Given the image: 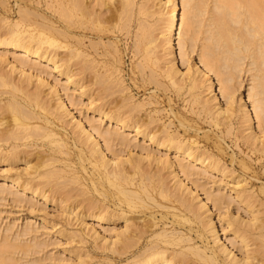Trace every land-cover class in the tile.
<instances>
[{"label": "bare ground", "instance_id": "1", "mask_svg": "<svg viewBox=\"0 0 264 264\" xmlns=\"http://www.w3.org/2000/svg\"><path fill=\"white\" fill-rule=\"evenodd\" d=\"M198 1L199 0H183L182 4L185 8L180 17V5L174 0L167 27V36L164 39L166 40L167 45L165 48L168 51V55H174L172 40L174 30L178 25L180 28L179 44L185 54H187L188 41L190 40V42H192L195 39V32L201 34V30H204L199 28V26H204L206 23H202L201 25L200 23L195 24L197 19L195 20L194 17H198V15L205 14L206 12L210 15L208 12L211 11H207V9L210 10V8H208V3L206 4L205 0L199 1L201 5H203V3L206 4L203 5L204 8L201 6L199 9ZM132 2L133 0H50L47 1L46 8L40 0H0V100L2 99L1 96L6 93L10 96L2 106H0L5 110H9L11 113L8 124L5 128L3 127L4 129L0 128L2 129L0 130V160L3 159L13 162L12 160L18 159L20 153H23V150H25H18L21 145H36L42 148V150L39 151L41 155L39 154L40 158H38L39 161L37 160L38 163L36 162V165L31 166L33 163L28 162L26 168H22L23 171H20L22 169H18L15 173H10L8 175L9 171L7 175H4L3 180L7 178L17 184V187H19L18 185H20V187L22 186L24 189L23 191L29 190L34 196H41L40 198L45 201H53L54 192H56L61 185L65 186L68 184V182L73 183L72 186L75 185L74 183L80 184V186L82 185V188L79 189L83 190H79L77 184L73 186V188L78 189L76 194L77 192L82 194L84 189V194L86 195L89 194V192H87L88 190L92 192V194L95 193L96 197L94 196L91 201L88 199V201L86 200L89 195L85 198L82 197L84 200L81 198L83 203L85 202V204H81L83 210L87 206L86 211L90 210V217L96 218L95 221H97V223H110L118 217L126 221L124 229L118 231L115 238L107 239L105 236H102V239L105 237L104 240H108H105L106 245H108V243L111 244L109 247L107 246L104 248H109L111 251L118 250L119 248L122 253L125 251L123 250L124 248L126 250L128 249L127 247L129 246L127 245H129L130 242L134 243L136 240L137 242L141 240L140 238V240L136 239L137 237L140 236L142 238L146 236V234H150V237L148 236L149 241H146L147 245L142 249L143 251H140L141 253L138 252L139 254L136 255L133 250V254L135 255L133 256L134 258L130 257L131 260H129V258L126 259L127 262H123L122 264H182V259L184 255L186 256V251L194 254L199 260V263L201 262L202 264H264V256L259 257L257 255L259 253L261 254L263 249L260 250L261 252L259 249L264 246L260 248L258 246V250L257 247L254 246L256 248L254 249L255 251L253 247H251L252 245L250 246V227H246L244 223L246 222L247 226L252 224H248L246 220H244L245 222L242 224L243 220H241L240 223L238 219H232L234 217L230 216L231 218L229 217L230 219L226 221L228 222L227 227L231 228L232 233L230 235L226 234L225 240L221 241L222 236L219 234L217 225L210 213L213 210L208 204L211 201L215 207H223L224 204L227 203L225 202L226 199L224 198V194L220 195L222 193H219L218 195L216 194V196L211 194L214 197L207 195V199L205 198L206 200L203 201L201 198L200 200L202 203L198 204V202L194 201L196 196L199 197L198 191L195 190L197 186L195 185L194 188L188 186L180 176L181 171L185 175L189 173L193 174L194 172L198 173L192 165L193 163H199L205 168L217 167L222 159L221 155L226 149L224 146L225 136L220 133L216 134L217 131L214 133L216 134V141H214V143L219 151L218 154L211 150V152L208 150L202 151L203 149L200 150L202 147L199 148L198 146V144H200V138L197 136L199 135V130H203L201 129V125L197 124L195 126V123L191 124L190 121H187L188 119H185L180 114L178 115L173 108L171 98L169 99L170 104L168 103V105H170V107L168 106L170 115H168L172 117V120H170L172 123L171 125L175 124L174 119L176 118L179 121V126L183 128L182 130H184V132L182 131L183 133L181 134L179 129L173 132L171 131L173 128L170 129L169 124V127H166L167 125L163 126L162 123V127H165V129L163 128L164 130L162 132L164 134L161 135L160 130L156 129L157 127L155 129L151 127V124H154L157 118H153L151 110H149L147 114L150 118L152 116L153 119L149 117V119L143 118V115L140 116L137 113L140 110V112L143 113L142 109L146 107L147 102L145 103L143 100L138 101L139 99L136 101L135 99L137 97L134 99L133 97L135 96L125 92V90H128V86L123 72L124 66H122L124 61L122 60L123 48L120 47L119 42L122 40L121 33L128 30V27H130L129 22L132 17L131 9L133 8ZM205 6L207 8H205ZM217 6L219 11H217L216 15L215 12L211 14V22L208 23L211 25V29L209 28L210 32L206 35L208 44L206 45L207 48H205L207 50L205 49V51L203 49L200 53L201 62L206 70L200 71V68L197 67L195 75L190 74L189 77L190 87L196 90L194 95L196 99H193V101L195 100L194 102L198 104L197 108L200 116L198 118L204 123L208 121L210 124H213L215 128H218L216 126L221 127V125L224 126L225 124H229L231 120H234L232 119L234 118L232 117L234 115V107H232L234 106V97L236 91L241 86L240 84H242L238 78H241V74L244 71H250L248 73H250L252 83H250L248 88L250 93L249 97L252 98L255 116L257 117L259 126L264 130V0H218ZM205 19L207 20L208 18L206 17ZM234 24L237 25L235 26ZM194 26L198 27L200 30L197 31L198 28L195 29ZM146 33V29L138 33L134 41L135 44H133L134 46L132 45L133 49L131 48L135 57L136 55L141 57L140 59L137 57L139 59L138 63L135 62L137 64L134 63L135 66H137L136 68L144 74L143 77L141 73H139V75L146 81L147 79L145 77L147 74L145 75V68H149L150 66L151 69H149L151 74L148 73V76L150 74V78L154 79L153 81L157 80L156 83H159L161 85L160 87H168L167 82L164 81L165 78L170 79L172 85L177 84V77L180 78L182 73H180L177 66H175L173 61L174 57L168 60V66L162 73L157 72L154 65L156 66L159 64L160 55L158 56V52L156 53L155 49H152L150 46L152 39H147ZM197 34L195 36L198 40L199 35ZM196 39L194 41L197 43ZM124 44L126 45V43ZM128 48L129 47L125 46V49L128 50ZM60 49L63 50L60 51ZM134 56L132 57L134 58ZM218 60L219 62L222 61V65L217 66ZM45 66H48V69H50L52 73L64 74L65 84L75 83V85L78 86L75 90L80 95H84L88 91H93L90 93L88 92L91 103V107L89 106V108L92 113H97L100 117L106 118L109 124L112 126L115 125V129L117 128L116 130L119 128L120 131L124 132L123 136L127 133V138L133 136L136 138V141L139 137V141L141 140L143 143L141 144L142 146L140 145V149H142V147H144L143 149H147L148 146H153L154 149L151 147L153 151H150L151 149L149 148L144 150L147 151L146 154L142 153L135 156L130 154V156L121 157L115 155L117 154L115 153L113 154L114 156L109 157L108 151L112 150V153L114 152V148L112 149L114 141L118 143V141H126L127 138L120 139L122 132L119 134L118 131L116 132L111 128L102 130V124L98 123V125L97 123H93L95 122L92 121L94 119L85 118L86 120H84L82 117L76 116L65 100L64 93L61 91L62 89L56 85L57 83H51L42 74L44 70H48ZM136 68L134 67L131 69L132 74L135 73V75L128 74L131 75L130 77L134 82L136 81L132 77H137ZM211 70L217 73L221 82L222 97L226 100L225 107L221 105V101H218L215 95V97H213L215 99L214 102L217 101L216 103L213 102L214 104L209 97L206 99L203 95L204 99L202 98L203 90H200L201 85L196 73L200 75L201 72L204 71L203 74L204 76L207 75V84L209 85L207 88L212 90L214 88V82L209 75V71ZM147 71L149 72V70ZM15 75H18L19 78L16 79ZM161 77L164 78V80L161 79ZM150 81L153 83L152 80ZM148 82L149 81L143 83L147 85ZM31 83H36L35 89L31 92H26V85ZM144 84L142 85L144 86ZM115 85L119 86L115 87ZM47 86L52 97H55V101H52L50 97L43 94ZM113 87L116 88V90L120 87L119 90L121 93H124V97H122L121 94L117 95L116 93L119 94L120 92H116ZM144 87L146 88V86ZM93 93L96 94L95 97L92 96L95 95ZM112 94H116L118 96L116 98H120L121 96L120 100L112 98ZM154 94H156L155 91ZM107 96L111 97L108 100L104 99ZM150 96L151 95L148 97ZM101 98L104 99L103 102L97 104L96 102L98 101L96 100H101ZM151 99L154 100L156 98ZM125 100L126 102H124ZM94 101L97 105L92 106ZM153 103L158 104V100H154V102L150 100L147 105ZM106 104L108 105L107 107ZM150 109H153V107ZM239 111L243 113V116L241 115L243 121L245 123L247 122L246 130L247 128L251 129V133L249 134L250 137H246L249 140H246L247 142L245 143L249 146L251 145L250 138L252 137V140L255 139L252 118L249 110L241 107ZM66 116L71 117V128L67 121L68 119L66 120L65 118ZM1 123L0 121V124ZM231 124L232 123L228 126L231 127ZM176 125L178 124L176 123ZM177 128L179 127L177 126ZM208 131L210 132L209 129ZM208 131L206 129L205 136L202 135L205 138L207 137V139L209 137ZM13 140H15V142ZM16 141H19V143ZM128 142L129 141H127V143ZM7 143L9 144L10 150L6 148L8 152H5L4 148L8 146ZM125 144L126 143H124V145ZM27 152L26 150L25 153ZM171 153H174L173 157H176V159L172 158ZM28 154L29 153L25 154L27 158L29 156ZM179 157L181 159H179ZM186 161H189V164ZM25 162L27 163V161ZM190 162H192L191 166ZM191 167L194 168V171ZM165 169L169 171L168 174L171 172L170 175L172 176L170 177L175 178L173 185H170L169 177L164 175L165 173L163 171ZM62 180L63 184H59L58 187L59 181ZM64 182H66V184ZM55 185L57 188H55ZM68 185L66 186H71ZM1 187L0 192L2 193L5 185L3 188ZM260 187L262 188L261 190H264V182ZM70 188L72 189V187ZM75 189H73L72 192ZM5 190L8 194L13 191L9 189V192L6 187L4 188V192ZM59 190H61V193L65 192L63 191V187ZM66 191H68V193L65 192L66 196L68 194V197H66L64 193V199H62V201L70 198V189ZM240 191L238 190L236 192L238 193ZM1 193L0 198L2 197ZM92 194L90 193V195ZM3 196H5V194ZM70 199H72V197ZM77 205L75 203L76 207ZM162 208L166 210L163 209L165 211H162ZM157 212L161 217L159 216V218H157ZM71 213L72 209L69 214ZM137 213H145L147 215L149 213L150 218L148 219L150 220L147 219L148 223L146 220H142V222H146V224L141 226L140 224L142 222L137 221L140 223L136 228L135 224L138 223L133 224L131 219L134 218H132V214L135 216ZM170 215L171 221L169 222L171 224L166 222V220H169ZM160 220L161 223L163 220V225L160 224ZM134 222H136V218ZM85 224L88 225V222H85ZM131 225H133L135 229L132 228ZM86 226L85 228H87ZM195 226L196 228L198 227V229L196 230L195 228L197 232H193L198 233L200 239H202L201 241H203V247L196 245V243L192 241L194 237H191L190 232ZM88 227L89 230L94 231L91 233L92 236L95 235V237L99 239L101 234L95 225ZM182 228H187L188 231ZM88 233L86 235H88ZM133 234L134 236L137 234V236L133 238V240L135 239L134 241L131 240L134 236H130ZM95 237H93L94 241ZM84 239L86 240L87 238L84 237ZM226 239L228 242H226ZM120 241H122V243ZM237 242L242 244L240 245L241 247L245 248V255L242 257L237 253ZM38 243L41 244V241ZM38 243L31 246L27 245L28 248L30 247V250H32L30 252H33L35 247H42ZM138 245L140 244L138 243ZM4 246L8 247V245ZM14 246L23 247V245L20 246V244H10V247L14 248ZM134 246L132 244V247ZM177 246L179 248H176ZM249 246L252 248V251L256 252L257 250V252L252 253ZM10 247H3L4 252H7L8 249V251H10ZM121 247L123 248L121 249ZM135 248L137 249V246ZM21 249L25 251V248ZM15 250L17 251L16 248ZM18 250L20 251V249ZM129 250L131 249L129 248ZM34 251L37 252V249ZM124 253H122V255ZM3 255L4 253L1 254L4 263L0 260V264H8V259H5L6 255L5 257Z\"/></svg>", "mask_w": 264, "mask_h": 264}, {"label": "rangeland", "instance_id": "2", "mask_svg": "<svg viewBox=\"0 0 264 264\" xmlns=\"http://www.w3.org/2000/svg\"><path fill=\"white\" fill-rule=\"evenodd\" d=\"M40 1L43 3L44 7L47 8V1H50V0H40ZM176 1L180 5V8H181L180 9L181 10L180 11V17H181L182 13L184 11V8H185L184 5L182 4L183 0H176ZM199 1L201 2V0H199ZM199 1H198V8L199 7L201 8V6H202V8H204L203 5H206L208 3L207 5H208V8H210V10L207 9V11H211V12H208L210 14V15H208L207 12L205 11L206 9H205L204 11L206 13L203 11L205 14H200V15L196 14V15H198V17H196V16L194 17L195 20L197 19L195 24L200 23V25H201L202 23H206V25H204V26L202 25L203 27L202 26L200 27L198 25L199 28H202L204 30H201V32H200L201 34H199V33L197 34V32H195L196 31L195 29L198 27L194 26L195 29H193V30H195V31H193V32H195L197 35H199V37L197 36L198 37V40H197L196 36H195L196 34L195 33H194L195 35L193 34L194 38L197 40V43H196V41H194L195 40L194 39L193 40L194 42L192 41L194 43V45H193V43L190 42V40H189L188 41L189 43H187V47H188L187 52H186L187 54H185L183 52V49L181 48V45L179 44V41H180L179 30H180V28L178 25V27L174 30V34H173L174 36H173V40H172L173 46H174V55L170 56V55H168V53H167L168 51L165 48L167 44H166V40H164V39L167 36L166 35L168 32L167 27H168L170 12H171V8H172V5L174 3V0H133V2H132L133 8L131 7L132 8L131 9L132 10V12H131L132 17L130 18V22H129L130 27H128V30H125L121 33V37H122L121 41L122 42L121 41L119 42L120 47L123 48V49L121 48L123 50L122 51V56H123L122 60H124L123 64H122V66H124L123 72H124V75L126 78V84L128 86V90L130 88L129 91L125 90V92L135 96V97H133L134 99L137 97L135 99L136 101H137V99H139L138 101L143 100L145 103L146 102L148 103L150 100L153 102H154V100H158V104H156L157 102L150 104V105H147V103H146V107L144 109H142L143 113L140 112L141 110L137 113L140 116L143 115V118L147 119L149 117L147 113L149 112V110H151L152 111L151 115H153V118L157 117L155 119V122L153 121L154 124L153 123L151 124V127H154V129L157 127L156 129L160 130L161 135L164 134L162 131L165 129V127H162V123H163V126L167 125L166 127L170 126V129L173 128L171 130L173 132L177 129H179L181 131V134L184 132V130H182L183 128H181L179 126V123H178L179 121L176 118L175 119L173 118L175 124L171 125L172 123L170 120H172V117L169 116L170 114H169V110H168L170 107V105H168V103L170 104L169 99L171 98L173 108H174V110H176L178 115L180 114L185 119H188L187 121L188 122L190 121L191 124L195 123L194 124L195 126L197 124L201 125V129H203V130H201L202 132L199 130V135L197 136L200 138V139L198 138L200 141V144H198V146H199V148L202 147V148H200V150H202V149H203L202 151H206V150L210 151L211 150L214 153L218 154L219 151L217 149V146L214 143V141H216V139H215L216 134L220 133V134H223L225 136L224 146L226 147V149L221 155L222 161L220 160V163L218 165L219 167L215 166L214 168H205L203 165H200L199 163H193L192 164V162H190V166L192 164L194 166V168L196 169V172H198V173L194 172L195 174L189 173V174L185 175L181 171L180 176H181V178H183V180L185 181V183H187L188 186H190L192 188H194L195 185L197 186V188L195 187V190L198 191L197 193H199V197L196 196L194 198V201L198 202V204L202 203V201L200 200L201 198L203 201L206 200L207 199L206 197H208L207 195L214 197L213 195L216 196V194L218 195L219 193H222L220 195L224 194V198L227 200V201L225 200V202H227L228 205H227V203H225L226 205L224 204L223 207L217 208L213 205V202H211L210 200H209L210 202L208 204L209 207H211V209L213 210L210 213L212 214V218L214 219V221L217 225V228L219 230V234L222 236L221 241L225 240L226 234L230 235L232 233L231 228L227 227L228 222L226 220L230 219L231 217H234L232 219L236 218V220L238 219L239 222L241 220H243L242 224H243V222H245L244 220H246L248 222V224H250V223L252 224L250 226L249 225L247 226L246 225L247 223L246 222L244 223L246 227H248V228L250 227L249 228L250 229V231H249L250 235L251 236L253 235L252 237L249 235V237H250L249 240L251 239V241H249V242H251L250 246L252 245L251 247H253V250L256 249L255 247H257V250H258L260 247L264 246V245H262V244H264L263 243L264 242V234H263V232H264V190H261L262 188L260 187L264 182V130H262V128L259 126V123L257 121V117L255 116V109H254L252 98L249 97L250 93H249L248 88L250 86V83H252L250 73H248L250 71H248V72L244 71L242 74L240 72L241 78H238V79H240V82H242V84H240L241 86L239 85L240 87L236 91V94L234 97V99H235L234 103H233L234 106H232V107H234V115L235 114L236 115L235 116L233 115L232 117H234V118H232V119H234V120L230 121V123L233 124V125L231 124L232 128L229 127L230 123L225 124L224 126L221 125V127L215 125L216 127H218V128H215L213 126V124H210L208 121H207V123H204L198 118V117H200L199 113H198L199 111L197 108L198 104H197V102L196 103L194 102L195 100L193 101V99H196L194 96L196 93L195 92L196 90L192 89L190 87L191 84H190L189 77H190V74L195 75V71H196L197 67L200 68V71L206 70L205 66L201 62L200 53H201V51H203V49L205 50L207 48L206 45L208 43L206 40V35L209 34L210 29H211V25L208 24L211 22V20H210L211 14H213L215 12V15H216L217 11H219L217 9L218 0H205L206 2L205 1L204 2L206 4L203 3V1H202L203 5H201L199 3ZM205 8H207V7L205 6ZM206 17L208 18L207 20L205 19ZM199 28L197 29V31L200 30ZM143 29H146V32L148 33V34L146 33L147 39L148 38L152 39L150 46L152 47V49H155L156 53L158 52L157 53L158 56L160 55L159 61H158L159 64H157L156 66L154 65V68L157 69V72L162 73V71L165 70V68H167V66H168V63H169L168 60L171 57H174L173 61L175 63V66H177L180 73H182L180 78L177 77V79H178L177 84L172 85L170 79L165 78V80H164V78L161 77V79H163L164 81L167 82L168 87L167 88L165 86L160 87L161 85L159 83H156L157 80L153 81L154 79L150 78V74H151L150 73L151 72L150 66H149L150 69L145 68L146 73L144 72L145 75L147 74L146 77L144 76L147 80L145 81L142 78L144 74H142L139 71V69L136 68L137 66H135V64L138 63V60L141 57H139L138 55H136V57H135L133 50H131V48L133 49V46H134L133 44H135L134 41L136 40L137 34L140 33ZM124 43H126V45ZM195 44H196V46H195ZM125 46L129 47L128 50L125 49ZM124 49H125V53H124ZM61 50H63V49H60V51ZM132 53H133V55H132ZM132 56H134V58ZM137 57H139V59ZM132 59L134 62L132 61ZM248 61H250V60H248ZM135 62H137V63H135ZM217 63H218L217 66L222 65V61L219 62V60H218ZM131 65L137 69L136 70V74H137L136 76L137 77H134V76L132 77L135 79L136 82L132 81V79L130 77L131 75H135V73L132 74L131 69H133L134 67H132ZM45 67H47V69H48V66H45ZM146 67H148V66H146ZM147 70H149V72ZM203 72H201L202 75L201 74L198 75V73H196V75L200 81V85H201L200 90H203L202 91V93H203L202 98H203V95L206 99L209 97V99H212L211 101L213 103L215 100L213 97L217 96L216 99H218V101H221V105L225 107L226 106V100H225V98L222 97V92H221V87H220L221 82L219 80V77L217 76V73L214 70L209 71V75L211 76V78L214 82V88L212 90H210L209 88H207L209 86L207 84L208 83L207 75L204 76ZM51 73H52L51 70L48 69V70H44V72L42 74L44 75L45 78H47V80H49L51 83H54V84L57 83L56 85L60 89H62L61 91H62V93H64L65 100L68 102V104L70 105V107L72 108V111L74 112V114L76 116L82 117L84 120H86L85 118L94 119V120H92V121H95L93 123L102 124V126H101L102 130H108L109 128H111V129L115 130L116 132L118 131V133L121 134L122 131H120L119 128H118V130H116L117 128L115 129V125L112 126L111 124H109V121L106 118L100 117V115H98L97 113H92L91 109L89 108V106L91 107V103L89 100L90 99L89 93L93 92V91H88L89 93L87 92L84 95H80L75 90V88L76 89L78 88V86H76L75 83L65 84V79H64L65 75L64 74L53 72L51 75ZM139 73L142 74L141 75L142 77L139 75ZM148 73H150L149 76H148ZM128 74H131V75H128ZM15 76H16V79L19 78L18 75H15ZM148 77L150 78V80L153 81V83L149 80ZM147 81H149L147 85L143 83V82L147 83ZM202 81H203V83H202ZM142 84H144V86H146V88ZM139 85H141V86H139ZM26 86L27 87L25 88V91L31 92L35 89L36 83H31V84L26 85ZM117 86H119V85H115V87H117ZM156 86H158V87H156ZM118 88L120 89V87H118ZM119 89H117V90H119ZM114 90H116V88H114ZM117 90H116V92H120V93L119 94L116 93V94L117 95L121 94V96L124 97L123 96L124 93L122 92L123 93L122 94L120 90L119 91H117ZM153 90L156 92L157 95L154 94ZM152 91H153V94H152ZM95 93L97 94L96 91H95ZM95 93H93V94H95ZM43 94L44 95L46 94L45 96H48L52 99V101H55V97L54 98L52 97L51 93L49 92L48 86L45 87ZM96 94L92 95V96L95 97ZM113 94L111 95V96H113L112 98L118 97L116 94L115 95H113ZM149 95H151V96L148 97ZM121 96H120V98H121ZM1 97H2V99L0 100V105L2 106V104L10 96L7 95V93H6ZM110 97L107 96L104 99L108 100ZM120 98H116V99L120 100ZM142 98H144V99H142ZM151 98H156V99L152 100ZM104 99L103 98H101V100L97 99L96 101H98V102H96V103L98 104L99 102H103ZM145 100H147V101H145ZM216 101L214 103H216ZM124 102H126V100ZM94 103H95V101H94ZM94 103L92 104V106L97 105L96 103L95 104ZM244 105L246 106V108ZM107 106L108 105L106 104V107ZM154 106H155V112H154ZM240 106L243 107L244 109L249 110V113L251 115L252 122H253V129L255 132L254 138L255 139L252 140L251 139L252 137L250 138L251 145H249V146H247L245 143L249 140L248 138L250 137L249 134L251 133V129L247 128V130H246V127H247L246 123L247 122L245 123L243 121V119L241 118V115L243 113H241V111H239L241 108ZM152 107H153V109H150ZM1 108H0V121L2 122L1 123L2 125L0 124V126H2V127H0V128L4 129L10 120L11 113L9 112V110H5L3 107H1ZM165 108H166V110H165ZM159 109H160V111H159ZM235 109H237V110H235ZM65 118H66V120L68 119L67 121H68L69 126L71 128V125H72V122H70L71 117L66 116ZM153 118L151 116L150 119H153ZM234 122H235V124H234ZM241 122H242V124H241ZM176 123L178 125H176ZM168 124H169V126H168ZM177 126L179 128H177ZM2 129H0V130H2ZM206 129H207V131H208V129L210 130V132L208 131L209 132L208 139H207V137L206 138L204 137ZM203 131H204V133H203ZM221 131H222V133H221ZM215 132H216V134H214ZM123 133L124 132H122V136L120 135V139H126L128 137L127 133L124 135L125 137L123 136ZM247 134H248V136H247ZM202 135H204V136H202ZM244 135H245V138H244ZM121 137H123V138H121ZM246 137H248V138H246ZM140 139H141V137H140ZM13 141L15 142V140H13ZM116 141H117V139H116ZM127 141H129V142L127 143ZM16 142L19 143V141H16ZM122 142L118 141V143H117L114 141V143L112 144L113 147L111 146L112 149L114 148L113 149L114 152L112 153V150H109L108 151V155H110L109 157L114 156L113 154H115V153H117L115 155H117V156L119 155L121 157L130 156V154L135 156V155H139L142 153L146 154L147 151H144V150H147L149 148L151 149V147L154 149L153 146H148L147 149H143L144 147H142V149H140V147L142 146L141 144H143V143L141 140L139 141V137H138L137 141H136V138L133 136L127 138L126 141H124V143H126L127 146H126V144L124 145V143L122 144ZM137 143L139 144V146ZM203 147L205 148V150ZM6 148L9 149V144L7 147L4 148L5 152L6 151L8 152V150ZM4 149H3V151H4ZM20 149H21V151H22V149H25V150H23V153L20 151L21 152V153L19 152L20 157L18 159L16 158L15 160H12L13 162L3 160V159L0 160V187L2 185L1 188H3L5 185V187L8 188L9 192H10L9 189L13 190V191L11 190L12 193L15 192L13 194L11 192H10V194H8V192L6 190L4 192L5 187L3 188V192H4L5 196H3L4 195L3 192L2 193L0 192L1 196H2L0 198V249H1L0 260L3 263H4V261H3V257H1V254L4 253L3 256L5 257V255H6L5 259H8V261H9L8 264L9 263L11 264L12 261H13L12 264H122L123 262H127L126 259H128V258H129V260H131L130 257L135 256L134 254L137 255V254H139L138 252L143 251L142 249H144L145 246L147 245L146 241H149L148 238L150 237V234H146V236H144L142 238L140 236L137 237L136 239H139V238L141 239V240L139 239L140 241H138V242L136 240L137 243L134 241L135 239L133 240V238H135V236H137V234L135 236H134V234L130 235V236H134V237H132V239L131 238L130 239L132 241H134L135 246H134V243L130 242L129 245H127V246H129V247H127L128 251L125 248L123 249L126 251V252L125 251L124 252L127 255L124 252H122V253H124L122 255L121 250H119V248H118V250L116 249L117 252H116V250H112L113 251L112 252L109 248H104L107 246L109 247L111 245L108 242H107L108 245H106L105 244L106 239L104 240V238L105 237L107 239L115 238L116 237L115 235L117 234V232L124 229V226H125L124 224H126L125 223L126 221H125V219L123 220V219H121V217L120 218L118 217L116 220H114L113 222H110V223L109 222L97 223V221H95L96 218L89 216L90 210L86 211L87 206H86V208H84L85 212H84L83 206H82L83 204H85V202L83 203L82 199L84 200V198L89 195L88 198H86V200L88 199L91 201L94 196L96 197V194L93 193L94 194L93 195L92 192H90L89 190L87 191V189H86V191L89 192V194L86 195V194H84V192H85V189H84V191H82L83 193L81 191H79L82 194L77 192V194H80V195H77L76 191L79 188H82V185L80 186V184L74 183L75 185L77 184V188H78V189L77 188L75 189V188H73V186H75V185L72 186L73 183H69L68 180H66V178H65V180L68 182L69 185L66 184V182H64V183L68 186L71 185L70 187H72V189L70 187H67L66 185H65L66 187L63 185H61L59 187V184H61L63 182V180L59 181L58 187H59V189H61V187H63V191H65L66 193H68V191H66V190L70 189L69 193H71V195L69 194L70 195L69 197L70 198L72 197V199L67 198L68 200L62 201V199H64L63 195L65 192H62L63 193L62 194L60 192L61 190L57 189L56 192H58V193L54 192L53 201H45L42 198H40L41 196L40 197L34 196L33 193H31V191H29V190L23 191L24 189L22 188V186L20 187V185H18L19 187H17V184L12 182L11 180H9L7 178L5 180H3L4 175H7V173L9 171L10 172L8 173V175L10 173H15L16 170H18V169L20 170L24 167L26 168V166L28 165V162L33 163V164H31V166L36 165L38 158H40L39 154L41 155V153H39V151L42 150V148H40L39 146L37 147L36 145L35 146L21 145V146H19L18 150H20ZM153 149H151L150 151H153ZM26 150L28 151L27 153H29L28 158H27V155L25 156V154H27V153H25ZM115 150H116V152H115ZM173 155H174V153H171L172 158L176 159V157H173ZM23 156L26 158H24ZM163 156H165V155H163ZM21 158H22V160H21ZM243 158H244V160H243ZM179 159H181V158L179 157ZM8 160H10V159H8ZM240 160H242L243 162ZM25 161H27V163ZM244 161L247 163H245ZM184 162H185V160H184ZM187 163L189 164V161ZM12 166H13V168H12ZM246 167H248V168H246ZM192 168L193 167H191V169ZM194 168L192 169L193 171H194ZM166 170L167 169H165L163 171L165 173L164 175L166 177H169L168 178L169 183H170V185H173V183L175 182V180H174L175 178L170 177V176H172V175H170L171 172L168 174L169 171H166ZM20 171H23V169ZM24 172H25V169H24ZM199 172H201V173H199ZM43 180H45V179H43ZM56 181H54V182H56ZM52 184H53V182H52ZM55 188H57V186ZM73 189H75V190L72 192ZM235 189H237V190H235ZM240 189H241V191H240ZM79 190H83V189H79ZM238 190L241 193L240 192L237 193L236 191H238ZM6 192H7V195H6ZM66 193H65V196H66ZM90 193L92 195H90ZM211 194H213V195H211ZM81 195H84V196H81ZM237 195H238V197H237ZM66 197H68V194ZM82 197H84V198H82ZM75 203H76V205L78 204L77 207L75 206ZM79 203H80V205H79ZM86 204H87V202H86ZM73 208H74V212H73ZM81 208H82V210H81ZM71 209H72V213L69 214ZM116 209H119V208H116ZM163 209H165V208H162V211L166 210V209L165 210H163ZM76 211H78V212H76ZM80 211H81V215L83 214L84 216L82 215V217H81ZM67 212H69V213H67ZM139 214L140 213H137V214H135V216H134V214H132V218L134 217L133 218L134 220L131 219L132 223L133 224L138 223L137 221L142 222V220L143 221L146 220V222L148 223L147 219L150 218L149 213H148V215L145 213H141L142 215L140 214V216H139ZM143 214H145L146 216ZM74 215H76L77 217ZM136 215H137V217H136ZM156 215L158 216L157 218H159L160 215L158 212ZM254 217H256V218H254ZM135 218H136V222H134ZM148 220H150V219H148ZM169 221H171V215L169 217V220H166V222L170 223ZM85 222L86 223L88 222V225L85 224ZM146 222H144V223L142 222L140 224V226L146 224ZM139 223L135 224L136 226L135 225L134 226L137 228ZM160 224L163 225V220H162V223L160 220ZM91 225H95V227L97 228V230L101 234L99 239L96 238L95 235L92 236L91 233H93L94 231L89 230V227H88ZM85 226L87 228H85ZM131 227L135 229V227H133V225H131ZM81 228H83V229H81ZM195 228H196V226L190 232L191 237H194V238H192V241L195 242L196 245H198V246L200 245L203 247V245H202L203 241H201L202 239H200L198 233H195V232H197V231H195ZM182 229L183 230L186 229V231H188L187 228H182ZM197 229H198V227L196 228V230ZM252 229H254V230H252ZM27 231H28V233H27ZM193 231H195V232H193ZM88 232H90V233H88ZM87 233H88V235L91 234V235H89L90 238L88 235H86ZM91 236H92V238H91ZM102 236H105V237H103V239H102ZM84 237L87 238L86 239L87 241L84 239ZM93 237H95V241H94ZM127 237H125V238H127ZM228 237H230V236H228ZM37 240H38V242L41 241V244L38 243ZM106 241H108V240H106ZM142 241H143V243H142ZM120 242L122 243V241H120ZM226 242H228L227 239H226ZM239 242H237L238 244L236 243V249H237L238 255H240V257H242L245 255V252H244L245 248L241 247L240 245H242V244H240ZM11 243L13 245H18V244H20V246L23 245V247H21V248H23V249L25 248V251L22 250L19 246H16V247L14 246V248L10 247ZM29 243H30V245H29ZM35 243L36 244L38 243L42 247L40 248L39 245H38L39 248L33 247L34 248L33 252H30L32 250H30V247L28 248V246L35 245ZM138 243L141 246L138 245ZM254 243H255V245H254ZM130 244H131V246H130ZM132 244L134 247H132ZM4 245H8V247L11 248L10 251H12V249H13V251L10 252V251H8L9 249L8 250L6 249L7 252H4V248H8ZM119 246H121V245H119ZM136 246H137V249L135 248ZM250 246H249V248H250ZM258 246H259V248H258ZM15 248L17 249V251L15 250ZM122 248L123 247H121V249ZM129 248L131 250H129ZM176 248H179V247L177 246ZM18 249H20V251ZM31 249H32V247H31ZM36 249H37V252L34 251ZM262 249L264 250V247L260 248L259 251ZM133 250L135 251L134 254H133ZM257 250H256V252H257ZM263 250H262L263 253L260 251L261 254H263V255H261L260 253L257 254L259 257L264 256ZM250 251L253 253L255 250L252 251V248H250ZM188 252L186 251V256L184 255V257L182 259V261H183L182 264H202L201 262L199 263V260L196 258V256L194 254H192L191 252H189V253ZM256 252H254V253H256ZM9 253H10V255H9ZM130 255H132V256H130ZM125 256H127V257H125ZM1 261H0V263H1ZM5 264H7V263H5Z\"/></svg>", "mask_w": 264, "mask_h": 264}]
</instances>
